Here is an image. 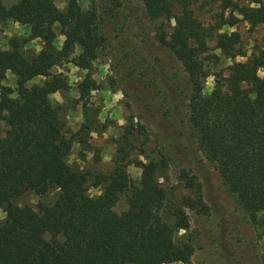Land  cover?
<instances>
[{
    "label": "trees",
    "instance_id": "trees-1",
    "mask_svg": "<svg viewBox=\"0 0 264 264\" xmlns=\"http://www.w3.org/2000/svg\"><path fill=\"white\" fill-rule=\"evenodd\" d=\"M54 1L16 0L7 8L0 0V23L12 20L26 25L31 39L43 43L30 56L19 41L0 51V210L5 214L0 223V264L188 263L192 246L175 241L181 230L188 229V218L182 207L169 203L157 179L167 166L166 155L157 160L145 156V162L136 163L141 169L140 184L126 197L127 208L120 214L114 208L129 187L125 154L113 161L108 174H91L68 164L72 140L63 132L60 105L52 98L67 83L50 71L77 48V64L87 67L103 39L97 33L99 16L82 11L81 0H68L62 12ZM178 1L182 9L176 14L174 0H142V14L145 27L147 22L155 25L151 32L158 47L174 60L182 77L176 82L168 71L162 72L159 58L143 39L130 43V31L134 23L140 25L141 18L126 11L114 17L119 21L115 36L123 56L118 60L120 79L144 82L152 98L156 92L166 125L176 118L177 97L188 102V144L195 140L198 152L213 164L249 219L264 227V51L245 63H232L223 76L210 73L209 66L219 57L209 53L208 47L214 30L238 22L234 13L251 28L264 24V1L213 0L221 18L229 12L215 29L193 18L188 0ZM54 24L60 25L64 37L60 49L54 45ZM239 42L237 33L216 35L217 48L226 57L241 54ZM8 72L16 78L15 89L3 85ZM209 76H213V89L204 95L203 84ZM37 77L45 81L28 86ZM94 88L93 81L86 79L78 90L84 97ZM91 126L93 121L85 112L82 129L93 130ZM177 136L183 140L181 133ZM89 180L94 187L103 186L100 195L87 193ZM52 189L58 194L50 206L34 210L15 202L28 191L45 195ZM260 259L264 264V252Z\"/></svg>",
    "mask_w": 264,
    "mask_h": 264
},
{
    "label": "rangeland",
    "instance_id": "rangeland-1",
    "mask_svg": "<svg viewBox=\"0 0 264 264\" xmlns=\"http://www.w3.org/2000/svg\"><path fill=\"white\" fill-rule=\"evenodd\" d=\"M15 2L4 0V5L9 8ZM54 3L62 12L67 8L68 0H55ZM174 3L173 13L177 14L182 6L178 0H174ZM79 5L82 11L99 16L97 33L102 37L103 44L87 67L82 68L77 64L80 53L77 48L68 60L50 71L53 76L62 75L67 83V87L54 92L52 98L60 105L63 132L72 140L68 164L91 174H108L113 169V161L125 154L129 187L114 208L120 214L127 208L126 197L140 184L141 169L136 163L145 162V156L157 160L161 154L166 155L167 166L159 171L157 179L167 193L169 203L173 207H182L188 218V229L181 230L175 238V241L192 246L193 252L186 264H261L264 227L249 219L236 198L225 188L213 164L198 152L195 140L191 139L188 144V102L183 97H177L176 118L171 125H166L161 121L164 107L160 106L156 92L152 98L153 94L144 90V82L139 84L120 79L118 60L123 56L119 39L115 36L119 32V21L114 17L122 16L126 11L141 18L140 25L134 23L130 31V43H139L143 39L153 56L159 58L158 68L162 72L168 71L176 82L182 77L174 60L158 47L155 33L151 32L155 25L147 22V26H144L146 19L142 14V0H81ZM187 9L194 19L213 29L220 26L229 14L226 12L221 18V11L213 0H188ZM234 15L238 17V22L234 26L221 25L208 41L209 53L219 57L214 66H209L211 74L227 76L232 63H245L253 54L264 51V24L251 28L240 16ZM52 29L55 33L54 45L60 49L64 42L61 27L54 24ZM231 33H237L240 37L238 49L241 54L226 57L217 48L216 35ZM13 41L22 44V51L27 56L37 54L43 45L41 40L31 39L28 26L12 20L0 23V51L9 50ZM258 75H263L262 70ZM86 79L93 81L95 88L82 97L78 88ZM44 81V77H37L28 86H39ZM3 85L15 89L16 78L8 72ZM212 89L213 76H209L203 84V94H210ZM153 105L154 108H151ZM150 108L151 112L148 110ZM85 112L93 121L94 126L90 127L93 130L82 129ZM130 118H133L132 121ZM177 133L184 136L183 140ZM102 190L103 186L94 187L90 180L86 183L90 196L100 195ZM57 194L56 189L45 195L28 191L15 202L20 207L38 210L40 205L50 206ZM4 218L5 214L0 210V223Z\"/></svg>",
    "mask_w": 264,
    "mask_h": 264
}]
</instances>
